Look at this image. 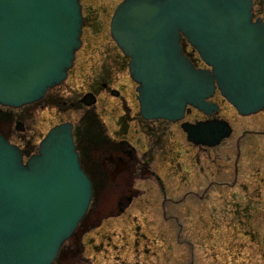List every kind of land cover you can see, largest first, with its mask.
<instances>
[{
    "label": "water",
    "instance_id": "1",
    "mask_svg": "<svg viewBox=\"0 0 264 264\" xmlns=\"http://www.w3.org/2000/svg\"><path fill=\"white\" fill-rule=\"evenodd\" d=\"M252 9V0H123L110 36L129 59L141 118L180 122L189 108L209 117L218 110L209 101L216 89L240 116L262 111L264 22ZM82 26L79 0H0V106L38 102L61 84ZM181 38L208 68L184 53ZM180 127L187 141L208 147L232 133L215 118ZM92 197L70 122L49 129L33 154L0 134V264H54Z\"/></svg>",
    "mask_w": 264,
    "mask_h": 264
},
{
    "label": "rangeland",
    "instance_id": "2",
    "mask_svg": "<svg viewBox=\"0 0 264 264\" xmlns=\"http://www.w3.org/2000/svg\"><path fill=\"white\" fill-rule=\"evenodd\" d=\"M109 3V0H85L86 23L82 34V45L75 54L70 74L56 93L55 91L52 93L58 103L48 107L39 103L23 108L22 111L28 113L25 118L26 129L24 132H15L14 122H11L10 129L13 140L27 137L28 141L32 142L34 150L49 128L62 122H71L76 128L81 123V114L90 111L98 116L101 125L104 124L106 133L113 136V131L116 129L115 123L120 116L122 117L123 109H116V105H119L120 101L118 98L109 96V89H117L122 93L125 101L122 105L126 108L124 111L125 120H130L128 117H136L139 114V105L132 100L133 98H130L131 79L126 75L125 61L123 60L120 62L122 64L114 69L111 66L106 67V70L112 71L113 75L119 68L117 70L119 72L118 80L117 82L114 79L110 80L107 91L99 93L97 105L86 106L80 102L78 103L79 110L76 109L78 105H71L88 94L93 83L92 80L98 87L101 83H106L105 80L96 76L94 71L100 67L101 54L98 55V52L108 50L111 57L121 58L114 42L108 38L104 31V16ZM256 9L259 12L257 13L264 18V0L257 1ZM89 27H92L93 30ZM122 85L123 87H121ZM215 99L221 108L214 116L227 121L232 127V134L228 139L222 141L220 146L207 150L209 176L214 177L217 174L221 176L224 195L218 199L217 193L219 194V192L216 190V184H213L206 191L194 190L198 191L199 196L207 197L204 201L197 200L199 196L190 191L195 187H190V185L193 186L192 183L187 186L184 176L192 170L190 159L199 150L189 144L178 122L170 123L162 120L156 124L149 122L148 125L154 128L155 138L164 142L166 138L174 140L176 145L174 144L173 149L181 162L178 169L180 174L173 179L175 185L172 182L171 187L166 191L168 193L159 189L154 178L150 177L147 180L148 188L140 197L141 201H144L146 197L149 199V207L141 209L137 205H132L128 208L131 219L127 223H132V218L135 215L139 219L144 218L152 223L147 227L142 224L144 220H141L142 223H140L144 235L153 241V244H148L149 241H145V247L149 253L136 256V254L127 252L123 248V233L127 226H125L126 224L123 226L121 220H112L102 224V229L106 232L105 239L98 237L96 231L85 235L83 238L85 257H95V264H121V261H123L122 264H264V110L243 117L238 115L220 96ZM128 107L129 110H127ZM192 117L185 116L184 120L193 121ZM131 135L133 136L132 131ZM136 137L133 136L129 141L134 143ZM153 153V156L158 158L159 153L156 151ZM136 155L139 158L140 151H136ZM201 156L202 154L199 157ZM201 158H199V162ZM195 161L196 159H194V164ZM215 161L218 163L212 165V162ZM168 164L167 161L163 162V168L166 169ZM234 165H236L235 174ZM158 166H160L159 163L156 164L155 161L152 168L160 170L161 173ZM162 173H164L163 169ZM195 175L196 173L191 172L188 178L195 177ZM234 175L237 177L235 183ZM244 182H249V190L246 189L244 195L238 193L233 196L238 187L241 188L240 184ZM134 185L141 187L137 182ZM170 190L172 191L170 192ZM191 193L194 195L192 196ZM104 197L107 204H113L119 199V192H111ZM238 201L242 203L244 210L237 214L232 211L226 212V205ZM217 203H222V206H216ZM93 205L94 200L90 204L84 221L91 218ZM220 218H223L224 222L221 223ZM90 222L88 221L87 224ZM154 229H158V236ZM77 232L71 238L72 240L70 239L62 246L54 264H94L90 259L83 261L82 253L73 254ZM210 250H212V254Z\"/></svg>",
    "mask_w": 264,
    "mask_h": 264
},
{
    "label": "flooded vegetation",
    "instance_id": "3",
    "mask_svg": "<svg viewBox=\"0 0 264 264\" xmlns=\"http://www.w3.org/2000/svg\"><path fill=\"white\" fill-rule=\"evenodd\" d=\"M79 1L82 7V14H83V29H82V34H83L84 29H85V23H86V19L84 15L85 0H79ZM122 1L123 0H109L110 2L109 7L106 12V15L104 16L105 18L106 16L108 18V21H107L108 34L107 35H108V38L112 42L113 40L110 37V29H109L110 20H111V17L116 7ZM252 1H253L252 12H253L254 17L260 18L264 22V18L262 17L261 14H258L259 12L256 9V4L258 0H252ZM89 28L93 30L92 27H89ZM180 43L184 48V53L190 59L193 60V62L196 64L198 68H208L196 58V52L190 45L187 44L184 38H181ZM116 49L118 53L121 55L120 59L119 57L117 58L111 57L108 53V50H103L100 53L98 52V55L101 54L100 63H99L100 67L98 68V70L94 69V71L96 72L95 73L96 76L105 80L106 83H101L100 87H98L97 85H95V81L92 80L93 83L90 86L88 94H91L95 98L96 105L98 103L99 93L100 92L102 93V91H107L108 89L107 86L109 85L108 83L110 82V80L114 79L116 82L118 80L117 76L119 72L117 70L119 68L116 70L115 75H113L111 74L112 71L108 72V70H106L107 69L106 67L111 66L114 69V67H118L119 64H122L120 62H122L123 60L125 61V69L126 68L128 69L129 59L125 57L118 50L117 47ZM69 71H68L67 76L70 74ZM61 84L49 89L45 93L44 97L38 102L25 105L20 108H9V107L0 106V134L4 136L8 141H10L12 144L18 146L22 151L27 150L29 151L30 154L35 153L37 151V146L35 145L36 147L33 150L32 142H29L27 137H24L23 139L19 138V139H14V140L11 138L10 124L11 122H14L13 129L15 132H24L26 129L25 128V124H26L25 118L27 117L28 113H26L25 111H22L24 110L23 108H26V107H29L35 104H39V103H43L44 107H48V106H51L52 104L54 105L55 103H58V100L55 99L52 93L54 91L56 93L57 89L59 88ZM121 87H123V85ZM108 92H109V96L111 95L112 97L118 98L120 101L119 105H116V109L117 110L123 109L122 117L120 116L115 123L116 129L113 131L114 135L112 136V135H108L110 133L108 134L106 133V128H104V124H102L103 128L100 129L96 127L97 125H89L87 122H84L86 127H88L86 128V132L88 134L87 140L85 138L86 137L85 133L79 134V136H81V139H82L81 144H80V149L82 152V155H81L82 164L86 172H88V174L90 175L93 181L94 205H93L92 212L90 214L91 218L88 219V221H91V222L87 224L88 221H84L79 226L78 232L76 234V239L74 241V246L76 247L78 245L79 247H81L82 254H83L82 255L83 261L90 259V261L91 262L93 261L94 264H95V257L91 258V257L84 256L83 238L89 232L96 231L98 237H100L101 239H105L106 232L103 231L102 224L104 222H109L112 220L113 221L121 220V222L123 223L122 225L124 226L126 224L125 226H127V229L125 230L126 233L125 232L123 233V248H125L127 252L129 251V253L131 254L132 253L134 255L136 254V256H139L142 253L143 254L149 253V250L146 249L145 247L146 246L145 241H149L148 244H153V241H151L148 237L144 235V233L142 232L143 227L141 226L140 223H142L141 220H144L142 224H144L146 227L152 223L147 221L144 218L139 219L137 215H135V217L132 218L133 219L132 223H127L128 220L131 219V214H129L130 211H128V208H130V206L132 205L134 206L137 205V207L141 209L149 207L150 203L147 197L145 198L144 201L140 200V197L142 196L141 194L148 188L147 180L150 177H153L157 187H159V189L164 190V192H166L168 188L171 187L172 182L175 185V182L173 179L176 177V175L180 174L178 169L180 168V165H181V162L178 159V154L175 153V149H173L174 144L176 145V143H174V140L170 138H166L164 142L161 139L155 138V133L153 132L154 128L148 125L149 122H152L153 124H156L157 122L160 123L159 122L160 120L145 121L140 117V114H138L136 117L135 116L128 117L130 120H125L126 117L124 116L125 115L124 111L126 110V108H124V106L122 105L125 102L123 100L122 93L117 89H113V90L109 89ZM217 96H220V95H219V92L216 90L210 100L218 105V110L216 112H213L211 116L208 117V116H205L202 112L197 111L196 109L189 108L187 112L185 113V116L190 115V116H193L192 119L193 118L194 119L193 121H188V122L194 123L196 121H204V120L216 118V116L214 115L217 114L221 108L220 104L215 99ZM135 101L137 102L136 95H135ZM80 102H81V99L78 102L71 103V105L72 106L78 105L76 109L79 110L80 105L78 103ZM127 110H129V107ZM18 112L20 113L18 114ZM216 119H219V118H216ZM162 121H165V120H162ZM182 121H186V120L183 119ZM129 122L133 125L132 127ZM18 123L22 124L23 131L17 130ZM174 123H177V122H174ZM178 123L180 127V122ZM80 125L81 124L79 123L76 128H80ZM76 128L74 127V131ZM131 131L133 132V136H137L136 138H134L135 140L134 143L130 142L131 138L133 137L131 135ZM189 144L199 151L196 152L194 154V157L192 156L193 158L190 159V164H191L190 166H192V170L189 171L188 175L184 176L185 184L189 186L192 183L193 186L190 185V187H195V188L191 189L190 191L193 192L194 194H197L198 192V191L195 192L194 190L206 191L208 190V188L213 186V184H216L215 185L216 190L219 192V194L217 193V198L220 199L221 196L224 195V186L221 185V179H220L221 176L219 174H217L214 177L209 176V165L207 164L209 158H208L207 150L218 147L220 146L221 143L214 147L194 145L190 142ZM136 151H140L139 158H137L138 156L136 155ZM154 151L159 153L158 158H156V156H153ZM198 153H199V156L202 154L201 156L202 158L198 156ZM199 158H201L200 162H199ZM194 159H196L195 164L193 163ZM155 161H156V164L159 163L160 166H158V169H161V173H162V169L164 170V173H162L163 174L162 176H161L160 170H156L152 168ZM160 161H161V164H160ZM166 161L169 164L167 168L165 169L163 168V162H166ZM216 163L218 162L217 161L212 162V165H215ZM235 166L236 165H234V167ZM204 171L205 173H203ZM191 172L196 173V175L195 177L188 178ZM235 172H236V167L234 170V174ZM236 180H237V177L236 175H234L233 176L234 183L236 182ZM136 182L141 187H136L134 185ZM248 183L249 182L241 183L240 184L241 188L239 189L238 187V190L233 193V196L237 195L238 193H241L242 195H244L246 193V189L249 190L250 186L248 185ZM151 188H153V186H151ZM172 190H170V192ZM111 192L112 193L119 192V199L113 204H110V203L107 204L104 196H106L107 194ZM193 193H191L192 196L194 195ZM200 199H202L201 201H204L207 199V197L199 196L197 200H200ZM223 205H224V202H223ZM244 205L246 206L245 203ZM216 206L218 207L222 206V203H217ZM226 207H227L226 212H229V213L230 211H232L233 213L237 214L238 212H241V210H244L242 203L240 201L229 203V205H226ZM248 209L250 210V207H248ZM217 219L219 220V218ZM220 221L221 223L224 222L223 218H220ZM154 231L157 235L158 229H154ZM76 242H78L77 245H75ZM75 247L73 248L72 252L74 255H77ZM211 252L212 250H210V253ZM120 263L122 264L123 261H121Z\"/></svg>",
    "mask_w": 264,
    "mask_h": 264
},
{
    "label": "trees",
    "instance_id": "4",
    "mask_svg": "<svg viewBox=\"0 0 264 264\" xmlns=\"http://www.w3.org/2000/svg\"><path fill=\"white\" fill-rule=\"evenodd\" d=\"M80 119H81V123H80L81 125H80V128H76L75 129V131H74V139H75L76 148L78 150V153H79V156H80V159H81V163H82V158H81L82 152H81V149H80V144H81V140L82 139H81V136H79V134L85 133L86 140H87V137H88V134L86 132V128H88V127H86L84 122H87L89 125H97L96 127L100 128V129H102L103 126L100 124V122L98 120V116L95 113H93L92 111L87 112V113L84 112V114L81 115ZM82 166H83V164H82ZM83 168H84V166H83ZM77 244H78V242L75 243V245H77ZM75 250H76V252L78 254L82 253L81 247H79L78 245L75 247Z\"/></svg>",
    "mask_w": 264,
    "mask_h": 264
},
{
    "label": "bare ground",
    "instance_id": "5",
    "mask_svg": "<svg viewBox=\"0 0 264 264\" xmlns=\"http://www.w3.org/2000/svg\"><path fill=\"white\" fill-rule=\"evenodd\" d=\"M112 8V7H111ZM107 21H108V18H107V16H106V18H105V22H104V31H105V34H108V29H107ZM108 36V35H107ZM128 62H129V60H128ZM126 75L128 76V78L130 79V77H129V72H128V69L126 68ZM135 86H137L136 85V83L135 82H133L132 80H131V86H130V84H129V88H131V93H130V98L133 100V101H135ZM137 103V102H136ZM96 105V104H95Z\"/></svg>",
    "mask_w": 264,
    "mask_h": 264
}]
</instances>
